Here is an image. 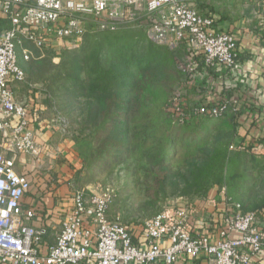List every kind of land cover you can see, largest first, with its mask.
I'll list each match as a JSON object with an SVG mask.
<instances>
[{
  "label": "rangeland",
  "instance_id": "1",
  "mask_svg": "<svg viewBox=\"0 0 264 264\" xmlns=\"http://www.w3.org/2000/svg\"><path fill=\"white\" fill-rule=\"evenodd\" d=\"M190 2L243 37L263 28L264 0ZM148 17L133 8L117 30L87 34L79 49L60 57L44 49L40 58L26 44L36 53L26 61L19 50L26 99L29 92L37 116L72 146L69 183L112 193L109 218L133 231L168 201L199 200L213 189L261 200L264 159L251 145H236L234 113L184 124L175 119L174 104L182 103L194 72L191 53L184 43L152 41Z\"/></svg>",
  "mask_w": 264,
  "mask_h": 264
},
{
  "label": "built area",
  "instance_id": "2",
  "mask_svg": "<svg viewBox=\"0 0 264 264\" xmlns=\"http://www.w3.org/2000/svg\"><path fill=\"white\" fill-rule=\"evenodd\" d=\"M133 8L148 14L152 41L184 43L190 61L201 57L209 68L235 67L238 36L219 30L215 18L202 14L190 0H0V15L10 21L0 33V264H175L181 257L207 264H251L264 254L257 212L244 211L226 187L222 195L229 212L218 242L194 235V211L182 207L180 200H170L144 224L142 237L149 247L143 250L129 227L109 218L114 195L99 189L73 192L72 207L52 245L45 244L43 230L28 224L35 213L25 212L22 201L32 184L18 172L15 157L23 153L40 162L46 148L31 129L28 105L14 91V85H23L27 78L18 48L26 61L35 59L36 53L25 43L38 50L40 58L44 49L53 54L77 49L87 34L117 30ZM260 8L264 15V3ZM190 69L194 70L192 63ZM179 102L173 114L182 124L217 118L230 110L227 102L197 107ZM233 232L240 237L232 238Z\"/></svg>",
  "mask_w": 264,
  "mask_h": 264
},
{
  "label": "crops",
  "instance_id": "3",
  "mask_svg": "<svg viewBox=\"0 0 264 264\" xmlns=\"http://www.w3.org/2000/svg\"><path fill=\"white\" fill-rule=\"evenodd\" d=\"M216 26L219 30L235 32L222 21L216 23ZM4 30L6 28L0 29V33ZM235 34L239 38V55L235 67L209 68L201 57L193 58L191 63L194 72L190 74L183 103L189 107L229 103L230 112L236 115L240 129L239 137L235 140L236 145H251V151L257 155L256 158L264 159V27L257 34L254 31L244 37L239 31ZM14 91L19 100L28 105L31 129L37 142L46 148L40 162L23 153L15 157L18 172L27 175L32 184L30 192L22 201V207L25 212L35 213V217L28 224L43 230L45 244L52 245L57 240L63 219L72 207V194L77 190L69 183L71 171L68 159L72 146L68 140L62 139L60 130L52 124L42 122L37 116V109H33L29 92L26 99L24 84L14 85ZM222 189H213L199 200L180 201L182 207H188L195 213L192 220L194 235H203L212 242L220 240V231L229 212ZM227 193L234 201L243 205L244 211L257 212V226L264 230V196L254 202L250 198L237 199L228 189ZM214 200L215 203L212 202ZM131 232L134 242L146 250L149 245L142 237V230L131 229ZM231 237L237 239L240 234L233 232ZM159 244L165 246L168 242L160 241ZM175 264L207 262L203 259L181 257ZM251 264H264V254L255 258Z\"/></svg>",
  "mask_w": 264,
  "mask_h": 264
},
{
  "label": "trees",
  "instance_id": "4",
  "mask_svg": "<svg viewBox=\"0 0 264 264\" xmlns=\"http://www.w3.org/2000/svg\"><path fill=\"white\" fill-rule=\"evenodd\" d=\"M1 16V18H0V29H4V28H9L10 27V21H9V19H7L4 15H0ZM214 17V16H213ZM85 38V37H84ZM83 43H84V41H83ZM27 43H25V45H26ZM83 45V44H82ZM81 45V46H82ZM80 46V47H81ZM79 47V48H80ZM79 48H77V49H79ZM77 49H73V50H69V51H74V50H77ZM19 50H21V46L18 48V61H19ZM62 55V52H60V53H56V54H54V56H58V57H60ZM19 65L21 66V64H20V61H19ZM21 68H22V66H21ZM23 69V68H22ZM195 122V121H194ZM189 123V122H188ZM205 189V188H204ZM206 195H204L203 197H205ZM203 197H201V198H203Z\"/></svg>",
  "mask_w": 264,
  "mask_h": 264
}]
</instances>
